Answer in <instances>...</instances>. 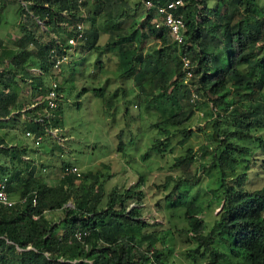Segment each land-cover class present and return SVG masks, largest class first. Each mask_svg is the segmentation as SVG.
<instances>
[{
	"label": "trees",
	"instance_id": "obj_1",
	"mask_svg": "<svg viewBox=\"0 0 264 264\" xmlns=\"http://www.w3.org/2000/svg\"><path fill=\"white\" fill-rule=\"evenodd\" d=\"M151 1L161 4L168 0ZM233 1L239 16L231 23L229 16L226 18L219 12L224 0H216L212 7L208 6L206 0H184V5L177 9L182 13L185 24L184 41L180 44L171 40L166 27L156 26L150 21L153 16L150 10L146 11L141 20L140 28L136 26L128 34H118L115 40L107 41V45L126 42V46H117L119 71L134 80L138 93L144 101L154 102V108L160 115L154 125L159 133L166 135V141L154 138L142 158L151 152L164 151L170 133L167 127L182 125L193 112L192 107L184 108L180 102V98L185 95L189 98V88L183 81L181 69L182 55L191 62L192 76L189 83L196 81V86H192L196 97L191 103L210 102L211 106H208L206 113L216 116L213 134L222 145L217 156L212 153L216 162L217 187L208 191L203 189L205 194H201L204 196L200 200L194 194L190 197L186 195L191 194L187 178H177L173 180L166 198L167 206L183 207L182 216L187 227L179 228L178 231L189 234L188 237L195 242L194 247L185 250L186 257L193 261L204 257V264H264V184L251 190L244 188L241 185L246 178L244 172L227 178V173L235 165L249 162L246 158L250 151L248 146L237 145L231 140L252 139L250 129L264 125V96L261 95L264 87V0L262 3L259 0ZM104 2L107 4L108 0H90L89 8L88 5L85 7L88 0L80 1L85 10L84 21L88 22V26L84 29L83 41L75 45L76 52L86 53L96 47V16L103 9ZM76 3L77 0H27L25 6L21 3L17 6L18 18H22L19 24L22 33L17 37L18 47L3 52L4 55L1 53L3 47L0 49V128L5 124L9 128L13 127L16 123L13 126L11 123L15 114L23 115L22 133L29 130L42 138V133L50 127H57L61 122L60 100L55 108L49 109L51 115L45 116L42 112L39 117H31L28 113L35 108H42V103L27 107L17 102L20 91L17 78L21 76L19 70L25 74L22 80L29 84L32 98L48 87L44 77L50 71L49 55L64 52L53 38L42 41L38 39L24 21L30 19L37 25V21H40L58 28L59 33H55L62 41V38L71 35L62 24L69 21L67 15L70 20L72 16H77ZM256 6L261 10L260 16L253 14ZM119 15V10L111 16L107 14L104 22ZM212 15L215 24L210 31H204V22ZM109 23L110 27L115 26L114 22ZM145 30L159 43L153 54L140 50ZM29 44H37L31 66H27V59L32 54L26 48ZM218 47L227 51L224 59L215 54ZM72 65L68 64L67 69L70 70ZM241 66H245L243 70ZM29 67L38 68L41 74L31 73ZM228 84L234 88L242 86L247 89L243 93L246 99H240L243 108L238 103L234 106L230 95L233 90L227 87ZM56 90L60 91L59 85ZM179 91L181 94L176 95ZM94 93L101 97L102 89L94 88ZM107 104L110 105V101L107 103L106 100ZM222 118L231 121L232 128L221 131L219 121ZM181 131L184 132V129ZM190 132L188 130L179 143H183ZM3 136L0 134V177L7 176V190L10 192L11 179L22 169L19 164L23 162L21 151L25 146L22 143L7 146ZM253 137L257 142L256 148L264 156V138L259 135ZM117 145L118 149L121 148L120 139ZM236 155H239L238 159ZM191 158L188 148L183 156L176 157L177 161L172 166L187 164ZM68 164L62 162L60 169ZM75 175H64L61 177L64 184L60 185H48L40 178H25L26 185L18 197L24 199L9 207L0 205V264H172L162 254L163 250L155 247V243L160 240L162 245L165 243L164 250L170 252L171 247L164 235L152 230L141 231L145 223L139 217L140 207L138 204L129 205L130 200L139 201L143 196L138 183L141 175L134 185L120 191L111 190L106 206L103 207L98 206L99 193L92 190V184L85 185L82 179L81 191L74 188ZM170 178V175L166 177L163 187H168ZM219 189L221 196L217 193ZM174 191L176 196L171 197ZM33 196L34 205L31 204ZM70 196L71 205L68 204ZM205 197L212 200L219 197L221 203L218 214L206 232L204 222L199 217L203 206L211 204L204 200ZM45 209L64 210L60 234H55L56 223L45 215ZM32 214L37 217L33 218ZM76 231L81 233L80 239L74 236Z\"/></svg>",
	"mask_w": 264,
	"mask_h": 264
},
{
	"label": "rangeland",
	"instance_id": "obj_2",
	"mask_svg": "<svg viewBox=\"0 0 264 264\" xmlns=\"http://www.w3.org/2000/svg\"><path fill=\"white\" fill-rule=\"evenodd\" d=\"M19 1L0 0V49L3 47L2 54L18 47L17 37L22 33L19 28L22 18H18L16 13L17 6L20 5ZM262 1L259 0L260 3ZM224 2L219 12L223 13L226 18L229 16L232 23L239 16L235 9V2L233 0H224ZM206 3L212 7L216 4V0H206ZM87 5L91 8L90 0L85 7ZM118 10L119 17H110L108 22H104L107 14L111 16ZM143 14L142 0H108L107 4L104 2L103 9L96 16L98 30L96 47L87 50L86 53L75 52L69 57L71 60L68 63H62L59 70L52 71L44 77L45 82L54 80L60 86L59 92L62 93L59 114L61 122L56 127V134L52 133L53 128L50 127L41 134L40 142L36 146L32 145L31 139L22 133L24 116L17 114L11 123V126L16 123L11 127L12 130L6 135L4 129L1 128L0 134L7 138L17 139L19 142H29L31 147L28 149V154L32 159L41 162L42 166L39 164L38 169L45 168L44 171H39L38 175L42 176L47 172L45 176L51 177L49 180L40 178L48 185L64 184L60 169L62 162L75 165L78 173H75L73 178L74 188L77 187L78 191H81L82 179L85 180V185L92 184V190H97L99 193V207L106 206V200L111 190L120 191L134 185L141 175V181L138 183L143 196L139 201L138 199L129 201L130 206L138 204L137 206L140 207L139 217L145 223L141 231L152 230L154 233L164 235L171 247L170 252L164 250L165 243L162 245L160 240L155 243V247L159 250L162 249V254H165L172 264H204V257H198V260L193 261L184 254L186 249L194 247L195 242L188 237L189 234L186 235L178 231L179 228L187 227L185 218L182 216L183 207L167 206L166 198L174 183L173 180L177 178H187L191 194L186 195L190 197L194 194L197 199L200 197V200L203 199L204 190L208 191L217 187L216 162L212 158V153L214 152V155L217 156L222 145L213 134L216 116L206 113L208 106H211L210 102L194 105L185 95L180 98V102L184 108H193L190 117L182 125L167 127L170 133L168 134V145L164 151L151 152L149 156L142 158V154L154 141V138L166 141V135L159 133L158 128L154 125L160 119L159 112L154 108V102L144 101L137 91L134 80L122 75L119 71L117 46H126V42L120 45H107V41L115 40L118 34H128L136 26L140 28L141 20L145 16ZM253 14L260 16L259 7L254 8ZM212 18L213 15L204 22V31H210L214 26L215 21ZM109 22H114L115 26L110 27ZM24 23L30 26V29L41 41L49 39L51 34L48 33H59L58 28L47 27L45 24H40L42 25L40 26L30 19ZM85 25L88 26V22ZM143 32L144 37L140 43V50L153 54L159 47V43L146 30ZM35 45L37 46V44ZM36 46L33 44L26 46L32 53L27 59V66L33 65L31 60L35 57ZM226 52L222 47L215 50V54L221 59H224ZM81 56H83L82 59ZM71 63L73 65L68 70L67 66ZM244 67L240 68L243 70ZM29 71L35 72L31 67H29ZM19 72H21V76L17 78L20 86L17 102H22L27 106L32 101L30 88L29 84L22 80L25 78L24 72L20 70ZM190 86H196V81H192ZM98 87L102 89L101 97L94 93V88ZM227 87L233 90L230 95L235 103L234 106L238 103L240 108H243L244 105L240 99H246L243 97V93L247 89L242 86L234 88L230 84ZM235 89L236 92H234ZM180 94L181 91L176 92V95ZM261 95L264 96V87ZM106 100L107 103L110 101V105H106ZM262 103L264 106V98ZM41 114L42 108H35L31 113H28L31 117ZM251 115L250 112L249 116ZM219 123L221 131L228 130L233 126L231 121L223 118ZM182 129L184 132L181 131ZM188 130L191 132L187 139L183 143H179ZM250 134L252 139L231 140L237 145L248 146L250 151L246 154V158L249 162H241L227 173L229 179L244 172L246 178L241 185L249 190L264 184V156L259 153L256 148L257 142L253 140V136L257 135L264 138V125L250 129ZM118 139L122 144L119 149L117 147ZM188 148L192 155L190 162L173 167L172 165L177 161L176 157L183 156ZM203 148L204 150H202ZM238 157L239 155H236L237 159ZM19 165L22 168V163ZM168 175L172 176L169 179L171 181L168 187H163L164 180ZM12 188L13 191L16 187L12 186ZM202 193L204 194L201 195ZM217 193L221 196V189ZM10 195L15 199L19 197L15 192H11ZM175 196L176 191L172 193L171 197ZM219 197L213 200L210 197H205V201L211 202L207 207L202 203L203 211L200 212L199 217L204 222V232L209 230L213 219L220 210L221 197ZM71 203L70 196L68 204L71 205ZM44 211L45 215L56 223L55 234H60L63 227L61 219L64 210L45 209ZM17 250L19 249L17 248Z\"/></svg>",
	"mask_w": 264,
	"mask_h": 264
},
{
	"label": "built area",
	"instance_id": "obj_3",
	"mask_svg": "<svg viewBox=\"0 0 264 264\" xmlns=\"http://www.w3.org/2000/svg\"><path fill=\"white\" fill-rule=\"evenodd\" d=\"M81 0H77V16L74 18L72 16V19L70 20V16L67 15L69 21H64L62 26L64 27V30L71 32V35L65 38H61L52 33L49 36V38H53L55 40V44L59 45L60 49L64 52L56 55L53 53V55H49L48 61L50 63V71H56L61 68L62 63H68L71 59L69 58L71 55H73L75 51V45H77L79 42L83 41L84 38V29L86 28V20L85 18V10L84 7L80 4ZM27 0H20V3L25 6ZM143 2V12L145 15L146 11H150L153 13V16L151 17L150 21L154 23V25L159 26L162 25L166 27V30L173 42L176 44L182 43L184 40V31H185V24L183 20V15L180 11H177V9L184 5V0H168L161 4H154L151 0H142ZM38 25L44 24L40 21H37ZM42 26V25H40ZM48 26V24H46ZM47 30V29H46ZM49 40V39H48ZM50 51H53L51 49ZM181 59V69L183 71V81L187 83V86L189 88V100L193 101L196 97V93L193 90V87L190 86L189 79L192 76V71L190 69L191 62L187 57L182 55L180 57ZM32 70H35V72H32L34 74H41L40 70L38 68H31ZM55 69V70H54ZM50 81V80H49ZM47 83L48 87L45 89L44 92L34 96L31 98V102L27 105V107H33L36 105H40L42 103V112H44L45 116L51 115V112L49 109H53L56 107L57 102L61 98V94L59 91L56 90L57 83L52 80ZM39 117V116H38ZM37 119V118H36ZM57 128L53 127V134H56ZM26 137H29L33 144H37L41 140L40 135H35L33 132L29 130H25L23 133ZM77 167L72 164H68L64 166L61 169V177H64V175H68L71 173H78ZM7 176L2 175L0 177V205L9 207L12 204H14L17 201H22L24 198H12L10 195V192L7 190ZM31 204H35V196L31 198ZM32 217H37L36 214H32ZM74 236L77 239L81 238V233L76 231L74 233Z\"/></svg>",
	"mask_w": 264,
	"mask_h": 264
},
{
	"label": "crops",
	"instance_id": "obj_4",
	"mask_svg": "<svg viewBox=\"0 0 264 264\" xmlns=\"http://www.w3.org/2000/svg\"><path fill=\"white\" fill-rule=\"evenodd\" d=\"M1 128L4 129V132L6 133V135L9 133L10 130H12L6 124H5V126H3ZM3 140H4V143L7 144V146H12V145H15V144H18V143H22L25 146V149L23 151H21V158L23 159L22 169H20V172L18 173V175L16 177H13V179H11V181H10V186H13V187H16V188L13 191L11 190L10 193L11 192H15L16 195L19 196L21 190L26 185L25 184L26 183L25 178L30 177V180L33 179V178H38V177L42 178V179H45V180H49L51 178L50 176H45V174H47V172H45L42 176L38 175V172L39 171H44L45 168L41 167L40 169H38V166H39V164L41 165V162L37 161L36 159H32L31 155L28 154V149H29V147H31L29 145V142L28 143L19 142L17 139H12L11 137L7 138L6 136H3ZM2 159L6 160L5 157H2Z\"/></svg>",
	"mask_w": 264,
	"mask_h": 264
},
{
	"label": "clouds",
	"instance_id": "obj_5",
	"mask_svg": "<svg viewBox=\"0 0 264 264\" xmlns=\"http://www.w3.org/2000/svg\"><path fill=\"white\" fill-rule=\"evenodd\" d=\"M87 27V26H86ZM31 68H35V67H31ZM49 74H50V72H49ZM47 76V75H46ZM221 205V204H220Z\"/></svg>",
	"mask_w": 264,
	"mask_h": 264
}]
</instances>
